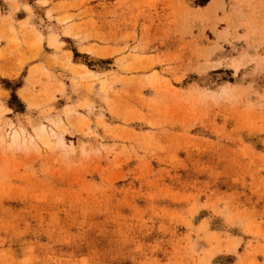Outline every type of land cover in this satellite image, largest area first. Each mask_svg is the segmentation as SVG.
<instances>
[{
  "label": "rangeland",
  "instance_id": "rangeland-1",
  "mask_svg": "<svg viewBox=\"0 0 264 264\" xmlns=\"http://www.w3.org/2000/svg\"><path fill=\"white\" fill-rule=\"evenodd\" d=\"M209 1L0 0V264H264V0Z\"/></svg>",
  "mask_w": 264,
  "mask_h": 264
},
{
  "label": "trees",
  "instance_id": "trees-1",
  "mask_svg": "<svg viewBox=\"0 0 264 264\" xmlns=\"http://www.w3.org/2000/svg\"><path fill=\"white\" fill-rule=\"evenodd\" d=\"M79 56H80L79 54H76V53H75V57H76V58L79 57ZM14 100L17 101V96H15V95L13 96V101H14Z\"/></svg>",
  "mask_w": 264,
  "mask_h": 264
},
{
  "label": "crops",
  "instance_id": "crops-1",
  "mask_svg": "<svg viewBox=\"0 0 264 264\" xmlns=\"http://www.w3.org/2000/svg\"><path fill=\"white\" fill-rule=\"evenodd\" d=\"M212 1H213V0H210L209 3H208V5H209L210 3H212ZM208 5H207V6H208ZM205 7H206V6H205ZM205 7H203V8H205Z\"/></svg>",
  "mask_w": 264,
  "mask_h": 264
}]
</instances>
